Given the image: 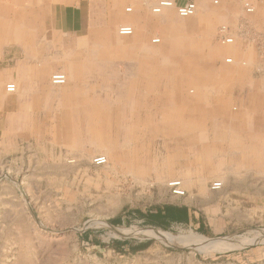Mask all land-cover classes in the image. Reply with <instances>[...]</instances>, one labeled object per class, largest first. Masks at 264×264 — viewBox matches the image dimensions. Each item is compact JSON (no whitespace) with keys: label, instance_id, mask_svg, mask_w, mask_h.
Returning a JSON list of instances; mask_svg holds the SVG:
<instances>
[{"label":"rangeland","instance_id":"obj_1","mask_svg":"<svg viewBox=\"0 0 264 264\" xmlns=\"http://www.w3.org/2000/svg\"><path fill=\"white\" fill-rule=\"evenodd\" d=\"M88 1L0 0V264H264V163L245 169L230 150L202 168V150L228 141L186 138L177 127L243 118L249 125L239 136L251 154L264 148V15L242 11L245 25L259 27L244 34L257 38L222 45L217 33L229 24L232 2L181 18L174 7L137 16L130 6H110L102 15ZM71 4H81L75 16L107 23L63 32ZM46 18L61 46L39 47L46 62L20 79L15 66L24 49L3 46L5 38L25 29L43 40ZM121 26L133 35H119ZM249 52L258 60L254 71ZM57 73L64 85L52 84ZM98 156L107 162L95 165ZM218 162L221 173L210 174ZM214 203L232 220L216 236L146 223L177 206L207 223ZM125 241L143 248L123 251Z\"/></svg>","mask_w":264,"mask_h":264},{"label":"crops","instance_id":"obj_2","mask_svg":"<svg viewBox=\"0 0 264 264\" xmlns=\"http://www.w3.org/2000/svg\"><path fill=\"white\" fill-rule=\"evenodd\" d=\"M158 0H89L87 3H85V7L89 8L91 10H94L95 12H99V14L104 15L105 14V9L109 8L110 6L112 7L113 11H121L124 6H130L131 12H133L137 16L145 15L148 14L150 11V6L152 3L154 4ZM173 2L174 8L183 6L189 2H193L196 5L197 8V13L201 14H211L215 13L212 9V3L214 5L219 4L221 7V10H224L226 6L229 5L230 2H232L235 6L234 13L231 16V18H228V28H229V33L232 35L236 36L237 30L240 26L241 23H243V15H242V10L239 8V3L238 0H170ZM216 2V3H214ZM252 3L254 5L255 11L258 13V15H264V0H252ZM67 7L71 8V12L68 15L67 13L63 15V21L64 22V28H61V30L64 32H67L69 34H79L80 32H83L85 30L93 29L92 25L95 24H105L104 16H96L95 19H87L84 18L83 16L77 17L75 16V13L81 9V4H71L68 5ZM96 12V13H97ZM223 12V11H221ZM231 13V11H227V13ZM237 15H234L236 14ZM98 14V13H97ZM198 20H200L198 18ZM48 19L46 18L44 21V32H46L43 36L44 39L40 40L32 37L30 35H27L25 29L19 30V33L16 35L14 34V37L12 35L10 38H5L6 44L11 47H22L24 58L22 59V62H19L21 64H18V61H16V66L15 70L18 73V77L22 79L27 73H31L36 70L38 63H41L42 59L46 62V58L42 57L40 54L41 52L39 51V47H46L48 49L53 48L54 46H59L60 44L55 43L56 41V34L55 36H50L52 34H49L50 31L47 30V25L52 24V20L50 18V23L47 22ZM112 22L114 23V19H112ZM91 23V25H89ZM49 25V26H50ZM257 23L255 24V21L253 20V25L250 24L247 26V30H258L259 27L256 26ZM262 25V24H261ZM91 26V27H90ZM51 27V26H50ZM103 27L101 26L100 28L97 29H102ZM66 34V33H65ZM67 35V34H66ZM239 38V37H238ZM64 39V38H63ZM240 41H243V38H239ZM250 40V38H248ZM61 46V45H60ZM250 46V44H249ZM248 59H245L244 56L241 59H245L249 63H251V70L254 71L256 63H258V60L256 57H254L252 54H247ZM251 56V57H250ZM42 57V58H41ZM47 56V60H48ZM250 71L249 69L245 70V73ZM67 81V80H66ZM238 88L243 95V82L238 84ZM248 92L253 91L252 88L254 86H249L246 87ZM240 108L243 109V99L240 101ZM177 107V106H176ZM182 105H178V109H180ZM166 110L168 111L169 108L166 105L165 106ZM183 109H180L182 111ZM178 110V113L180 112ZM170 117V116H169ZM248 122L243 121L242 122H177V127H179V130L185 133L186 138L187 137H197V139H202V138H207L210 135L216 140V142H226L228 141V146L229 147H223L222 144L221 147H218L219 149H215L214 151L212 149H209L205 147L201 152V155L198 156V158L202 159L203 162L200 164V167L205 168L211 165L210 159L213 157L217 158H222L221 154L217 153H222L225 151H230L232 150L233 153H230V155L238 154L240 158H242L243 164L239 165L240 167L243 166V168L247 169L249 165H251L254 161V163L258 165H262L264 163V148H260L259 151L255 153V156L251 154V149L248 148L247 142L245 139H243V136H239V133H242L240 135H243V130L247 131L248 129ZM239 128L241 129L239 131ZM178 133L179 131L176 130ZM194 140V139H193ZM257 142L261 141V137H258L256 139ZM225 148V150H224ZM231 151V152H232ZM205 152V153H204ZM216 153V155H214ZM237 155V156H238ZM236 157V156H235ZM224 164L221 162H218L214 165L213 170H210V174L212 173H221L217 172L219 168H221ZM212 166V165H211ZM210 166V167H211ZM236 167V166H234ZM215 169V170H214ZM212 205L209 206L211 208ZM214 208L213 212H209V216L207 218V223H205L202 220V217H198L196 213L189 207L187 206H177L174 208L169 209L168 212H166L164 215L162 213H159L160 216L162 217H171L173 220L168 219L169 223L172 224H182L186 226H190L194 229H197L198 232H201L204 235H219L220 233L224 232L229 228L230 223H232L231 219H228L227 212H222V210L219 208V205L217 203H214L212 206ZM175 219V220H174ZM167 221V220H166ZM89 240L91 238L89 237ZM98 243L99 241L96 239L92 240V243L94 245ZM126 244L125 249L130 250L132 248L130 246V242L125 241ZM102 243H104L102 241ZM100 244V243H99ZM102 245V244H101ZM127 248V249H126ZM141 252V251H139Z\"/></svg>","mask_w":264,"mask_h":264},{"label":"built area","instance_id":"obj_3","mask_svg":"<svg viewBox=\"0 0 264 264\" xmlns=\"http://www.w3.org/2000/svg\"><path fill=\"white\" fill-rule=\"evenodd\" d=\"M216 3V2H214ZM238 3L240 4L241 8H242V11H244L246 14H252L254 13L255 11V8H254V5L252 3V0H238ZM174 7L173 5V2L170 1V0H159L152 8H151V12L154 13V14H160L162 13V11L164 9H168V8H172ZM131 9H127V12H130ZM197 12V8H196V5L193 3V2H189L183 6H179V7H176V13L179 17L181 18H189V17H192L196 14ZM247 31V25H245L244 23H241L238 30H237V33H236V36L235 35H232L229 33V28L228 26H221L219 29H218V33H217V41L222 44V45H231L234 43V39L236 37H239V38H250V39H256L257 38V35L256 33H253V34H249L248 36L246 34H244V32ZM249 31V30H248ZM133 28L131 26H121L119 29H118V34L121 35V36H131L133 35ZM248 34V33H247ZM254 42H256V40H253ZM153 43H159V39L158 38H155L152 40ZM225 62L226 63H232V59L231 58H227L225 59ZM66 76L64 74H60V73H57V74H54L52 77H51V82L53 85H64L66 83ZM16 90V87L14 84H8L6 86V91L8 93H13L15 92ZM107 162L106 158L104 156H98L96 158H94V164L95 165H104L105 163ZM180 183L179 182H175V184L173 185H170V186H174L175 188H177V190L174 191V193L176 195H183V192L181 190L178 189V185ZM220 187V183H214L212 188L213 189H218Z\"/></svg>","mask_w":264,"mask_h":264},{"label":"trees","instance_id":"obj_4","mask_svg":"<svg viewBox=\"0 0 264 264\" xmlns=\"http://www.w3.org/2000/svg\"><path fill=\"white\" fill-rule=\"evenodd\" d=\"M146 223L149 224V225H153V226H159V227H162L164 229L167 228L170 220H173L171 217H162L160 216L159 214L156 215V216H149L146 218ZM168 219H169V222H168ZM167 220V221H166ZM175 220V219H174ZM122 245H125L126 242H122L121 243ZM143 247H138V248H130V251H137V250H140L142 249Z\"/></svg>","mask_w":264,"mask_h":264},{"label":"bare ground","instance_id":"obj_5","mask_svg":"<svg viewBox=\"0 0 264 264\" xmlns=\"http://www.w3.org/2000/svg\"><path fill=\"white\" fill-rule=\"evenodd\" d=\"M127 9H128V8H127ZM127 9H126V11H127ZM129 9H131V8H129ZM130 12H131V10H130ZM167 33H168V31H167ZM159 54H160V53H159ZM169 184H170V185H173V184H175V182H174V181H170ZM124 233H125V231H124ZM129 233H130V232H127V234H129Z\"/></svg>","mask_w":264,"mask_h":264}]
</instances>
